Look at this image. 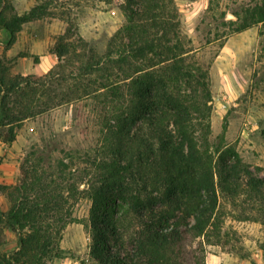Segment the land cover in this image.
<instances>
[{
    "label": "trees",
    "instance_id": "obj_1",
    "mask_svg": "<svg viewBox=\"0 0 264 264\" xmlns=\"http://www.w3.org/2000/svg\"><path fill=\"white\" fill-rule=\"evenodd\" d=\"M11 2L0 0V29L10 45L24 25L47 13L34 6L18 15ZM122 10L126 23L104 55H91L80 68L91 78L85 83L58 79L52 71L12 76L0 63L5 144L25 121L102 91L111 112L102 120L94 154L79 155L82 177L61 161L48 180L40 160L25 159L17 181L0 184L7 206L0 210V264H47L59 255L73 202L84 193L90 200V256L97 264H204V245L221 239L220 197L232 203L242 197L264 226V170L251 171L230 147L209 151L208 71L182 37L175 0H124ZM252 15L253 24L264 21V12ZM250 24L244 21L240 30ZM54 84L67 91L56 93ZM83 182L87 189L78 192L76 183ZM8 233L15 240L9 251Z\"/></svg>",
    "mask_w": 264,
    "mask_h": 264
},
{
    "label": "rangeland",
    "instance_id": "obj_2",
    "mask_svg": "<svg viewBox=\"0 0 264 264\" xmlns=\"http://www.w3.org/2000/svg\"><path fill=\"white\" fill-rule=\"evenodd\" d=\"M175 4L182 37L190 40L192 56L208 71L209 151L230 147L251 171L264 170V21L251 20L255 9L263 14L264 0H175ZM11 5L18 15L34 6L47 9L43 18L24 25L11 45L9 35L0 29V63L12 76L52 71L58 79L77 77L85 83L91 78L80 68L91 55L103 56L115 32L126 23L124 0H12ZM244 21L251 24L240 30ZM63 49L67 54L60 58ZM53 87L56 93L67 91L66 86ZM106 93L53 108L25 121L15 142L0 141V162L5 166L0 171L13 173L11 180L0 183L13 185L25 159L32 164L40 160L48 180L55 178L61 161L74 177H82L79 155L94 154L102 120L111 113ZM68 153L76 160L70 162ZM76 186L78 192L87 189L84 182ZM220 202L221 239L204 245V264H264V226L255 221L254 210L242 197L235 203L220 197ZM89 207L85 193L76 196L72 216L61 232L59 255H52L47 264H97L90 256ZM7 239L6 250L14 249V237Z\"/></svg>",
    "mask_w": 264,
    "mask_h": 264
},
{
    "label": "crops",
    "instance_id": "obj_3",
    "mask_svg": "<svg viewBox=\"0 0 264 264\" xmlns=\"http://www.w3.org/2000/svg\"><path fill=\"white\" fill-rule=\"evenodd\" d=\"M13 142H15V140ZM4 167L5 166L3 165V162L2 163L0 162V168L3 169ZM12 175H13V173H12ZM12 175H11L10 172H5V171H2L1 170L0 171V181L8 182L9 180H11ZM4 185H6V184H4ZM1 195L2 194H0V197H1V199H0V210L4 211L7 208V206H6V199H5V196L4 195H2V196ZM8 237L11 238V234L10 233H8Z\"/></svg>",
    "mask_w": 264,
    "mask_h": 264
}]
</instances>
